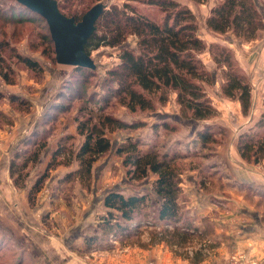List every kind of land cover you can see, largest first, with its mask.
<instances>
[{
	"label": "rangeland",
	"instance_id": "1",
	"mask_svg": "<svg viewBox=\"0 0 264 264\" xmlns=\"http://www.w3.org/2000/svg\"><path fill=\"white\" fill-rule=\"evenodd\" d=\"M58 1L69 14L79 11L77 15L82 16V11L89 9L86 8L89 0ZM126 1L145 9L158 21L163 19L164 12L158 6L144 5L138 0L99 2L105 3L109 8ZM178 1L189 6L195 13L199 36L206 44L198 56L213 78L211 83H204V86L214 106L223 109L217 108L218 114L214 117L222 112L224 118L241 115L254 119L243 131L254 126L264 112V29L252 40L237 36L232 30L216 32L208 28L206 19L222 0ZM256 3L264 16V0H256ZM49 33L48 24L43 17L30 13L16 0H0V92L4 94L0 99V112L5 115H0V264H89L95 259L100 260V264H106L109 258H102V253H106L111 259L129 254V258L134 259V249L143 248L149 253V249L159 244L160 240H164L161 243L167 245L168 251L183 258L196 253L197 249L198 257L206 254L213 259V251L209 254L206 248L200 249V245L207 242L206 235L188 236L185 240L173 232L172 225L166 220L156 217L159 206L153 197L150 205L145 208L150 215L147 220L151 224L141 227L127 241H114L111 249L93 248L94 250L89 251V256H86V262L79 261L78 251L75 250L78 247V231L82 237L85 233L95 234L99 230L96 225L97 217L105 214V207L100 199L107 191L122 187L127 193L139 191L153 195L155 175L150 174L141 181H130L122 157L116 153L118 145L128 136L139 140L145 150L156 146L162 152H173L175 149L186 154L179 161L184 168L181 173L182 183L189 170L200 168L207 162L230 133L226 127H222V130L218 129L222 133H219L212 148L205 151L207 153L203 155L202 152L198 156L187 154L196 145L199 146L196 135L189 134V130L197 131L207 122L199 121L193 129L191 122L194 121L183 115L175 92H170L169 100L164 104L156 100L155 110L132 112L115 97L104 101L110 83L107 71L120 63L121 46L106 45L93 50L91 56L96 69L78 70L74 65L57 62L54 43L48 38ZM126 44L136 48L137 37L129 36ZM227 53L234 66L246 74L251 85V107L246 114L243 113L239 100L226 97L221 90L225 80L224 73L228 69L224 59ZM19 56L36 60L40 67L34 70L29 68ZM4 72H7V79L2 75ZM82 72L88 76H83ZM12 94L19 97V100L11 101ZM101 112L129 123L142 121L145 125L107 132L112 148L93 165L91 184L88 181L82 183L77 177L70 183L60 185L65 173L77 166L76 160L72 161L71 166L65 163L84 142V135L77 132L79 120L89 115L95 117ZM174 116H179V120ZM233 125L236 131L240 129L239 125ZM69 134L74 137L66 140ZM40 137L46 138V147L35 164H29L19 173L24 187H16L10 173L14 156L18 152L27 155L32 149L33 141L40 140ZM60 142L67 143L68 154L60 157V164L50 170L42 190L32 204L23 195L43 174L53 150ZM21 160L16 161V166ZM14 168L19 171L22 169ZM9 178L16 189L11 188ZM184 210L188 218L197 221L190 217L186 205ZM186 242L191 244L185 246ZM103 245H107V241ZM248 255L246 251L229 249L222 259L214 258L210 260V264H259L257 259ZM134 262L130 261L131 264ZM150 262L158 264L155 260Z\"/></svg>",
	"mask_w": 264,
	"mask_h": 264
},
{
	"label": "trees",
	"instance_id": "2",
	"mask_svg": "<svg viewBox=\"0 0 264 264\" xmlns=\"http://www.w3.org/2000/svg\"><path fill=\"white\" fill-rule=\"evenodd\" d=\"M99 1L89 0L86 8L90 9ZM138 1L144 5L158 6L164 12L163 19L156 20L145 9L128 1L122 5L113 4L106 8L98 18L96 29L85 45V50L90 55L93 50L101 46H121L120 63L107 71L109 82L116 85L112 86L108 83V95L104 97V101H110L115 97L132 112L155 110L156 100L164 104L169 100L170 92H175L177 102L181 105L185 117L195 121H204L216 116L218 109L214 106L204 86V83L212 82L213 76L198 56V53L205 49L206 44L199 36L195 13L189 6L178 0ZM18 3L30 13L43 17L28 6ZM59 8L65 15L74 16L77 20H80L88 10H83V15L79 16L77 15L79 11L74 14L66 13L60 2ZM43 19L46 20L44 17ZM206 24L208 28L216 32L225 33L232 30L237 36L252 40L264 29V16L256 0H222L212 9L206 19ZM132 35L137 37L136 48L126 44L129 36ZM48 38L53 41L51 33ZM19 58L33 70L40 67V64L30 57L19 56ZM224 59L228 69L224 73L222 93L232 100H239L242 111L246 114L251 107V85L246 74L234 66L229 53ZM218 61L222 62L220 59ZM76 67L78 70L96 69ZM82 73L83 76H88ZM2 75L7 79V72ZM3 96L4 94L0 92V99ZM10 99L15 101L19 100V97L12 94ZM0 115L5 116L1 112ZM143 125L145 123L142 121L129 123L104 112L95 117L89 115L80 119L77 132L84 135V142L72 158L65 163L71 166L72 161L76 160L78 168L67 173L60 185L70 183L77 177L82 183L88 181L91 184L94 163L112 148V141L107 132L120 128H138ZM222 127L215 123H205L202 128L195 131L196 142L199 146L196 145L195 149L187 154L198 156L202 152L203 155L207 153L205 150L212 148L219 133H222L218 129L222 130ZM73 137V134H69L66 140ZM63 143L60 142L53 150L45 171L31 186L28 200L32 204L42 190L50 170L60 164V157L68 154L67 143ZM45 147L46 138H41L33 141L32 149L27 155L18 152L14 156L10 173L16 187H24L19 173L29 164H35ZM237 147L241 157L247 162L259 164L263 161L264 112L254 126L239 134ZM177 151L173 149V152L169 150L162 152L156 146L145 150L141 147L139 140H133L129 136L118 145L116 153L122 157V163L126 167L130 181H141L150 174L155 175L152 190L154 196L151 193L139 191L128 196L115 190L107 192L103 199L107 209L97 223L99 231L87 237L89 251L94 250L95 247L111 249L114 247V241H127L141 227L151 224L147 220L150 215L145 208L150 205L149 202L153 200V197L156 198L155 202L159 203L156 217L171 224L174 233L179 234L185 240L188 236L205 235L195 222L188 218L184 204L180 201L183 196L181 173L184 168L179 161L186 154ZM205 155L209 156V154ZM20 158L22 160L16 166V161ZM14 166L22 169L19 171ZM105 241L107 245H103ZM159 242H164V240ZM185 244L187 246L191 243L186 242Z\"/></svg>",
	"mask_w": 264,
	"mask_h": 264
},
{
	"label": "crops",
	"instance_id": "3",
	"mask_svg": "<svg viewBox=\"0 0 264 264\" xmlns=\"http://www.w3.org/2000/svg\"><path fill=\"white\" fill-rule=\"evenodd\" d=\"M219 115L204 122L220 123L227 128L230 136L218 145L213 152L214 155L200 168L194 167L196 170H189L187 177L183 178L181 183L183 196L180 201L186 205L190 217L197 220L198 224L194 222L199 230L208 237L207 242L200 245V249L206 248L209 254L213 251L214 258L219 260L226 255L229 249L242 250L246 251L248 256L257 259L259 264H264V159L259 164L247 162L241 157L237 147L238 134L254 119L251 120L241 115L224 118L223 112ZM174 117L179 120V116ZM191 121H194L191 122L194 129L199 121L192 119ZM233 124L239 125L240 129L236 131ZM189 134H195V131L189 130ZM76 162L77 166L73 170L78 168V161ZM4 183L8 184L6 181ZM9 183L14 189L11 178H9ZM113 190L126 196L135 192L127 193V190L122 187L112 188L109 191ZM28 193L29 191L22 195L28 197ZM83 197L86 198L85 195ZM103 199L104 197L100 199V202L104 205ZM106 209L105 207V212ZM100 217L101 214L97 217V223ZM97 231L95 233H98ZM90 235L92 234L85 233L81 237L78 231V247L75 250L78 251V259L82 263L86 256H89L87 237ZM192 244L195 245V243ZM168 250L166 244L159 243L149 249V253L143 248L134 249V259L129 258L130 254L122 255L118 259H111L106 253L100 256L104 259L109 258L106 264H131L130 261H135L133 264H147L151 260H155L158 264H210V260L214 259L206 254L198 257L197 249L196 253L189 255L188 258H183ZM100 256L97 255V257ZM89 264H100V260L95 259Z\"/></svg>",
	"mask_w": 264,
	"mask_h": 264
},
{
	"label": "water",
	"instance_id": "4",
	"mask_svg": "<svg viewBox=\"0 0 264 264\" xmlns=\"http://www.w3.org/2000/svg\"><path fill=\"white\" fill-rule=\"evenodd\" d=\"M17 1L38 12L47 20L58 63L96 68V63L85 50V45L96 29L98 18L107 8L105 3L97 2L80 20H77L60 10L58 0Z\"/></svg>",
	"mask_w": 264,
	"mask_h": 264
},
{
	"label": "built area",
	"instance_id": "5",
	"mask_svg": "<svg viewBox=\"0 0 264 264\" xmlns=\"http://www.w3.org/2000/svg\"><path fill=\"white\" fill-rule=\"evenodd\" d=\"M154 262H150L149 264H153Z\"/></svg>",
	"mask_w": 264,
	"mask_h": 264
}]
</instances>
